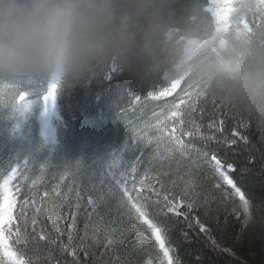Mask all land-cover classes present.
I'll use <instances>...</instances> for the list:
<instances>
[{"label": "trees", "instance_id": "1", "mask_svg": "<svg viewBox=\"0 0 264 264\" xmlns=\"http://www.w3.org/2000/svg\"><path fill=\"white\" fill-rule=\"evenodd\" d=\"M242 2L234 14L231 31L219 35L216 20L210 10V0H173L168 36L173 48L170 57L159 60L148 73L113 68L90 79L59 85L55 98L58 140L56 144H50L52 149L46 153L32 154L38 143L44 146V141L37 131L32 134L31 127L36 119L35 112L40 105L43 106V96L47 94L49 86L26 85L18 88L0 84V92L3 93L0 96V174L4 168L12 169L27 162L28 169L22 168L14 183L22 181L17 205L19 211L20 204L24 200L28 201L24 215L29 218V231L30 217L39 206L43 215L37 214L38 225L52 236L57 235L52 227V218L62 212L68 214L71 198H65L61 204L60 197L56 196L54 206L52 198L56 194L51 191V185L77 167L80 170L67 178L78 187L83 202L74 228H69L70 218L58 221L64 233L60 239L67 243V232L71 230L76 242L84 235L86 223L89 225L88 243L92 242L94 236L96 240L104 241V237L115 230V238L123 239V244H116L106 252L102 245L95 249L98 253L104 252L101 257L103 264H127L135 260V255L141 251L140 244L131 242L136 231L130 229L127 235L119 226L117 212L111 208V197L115 195L111 187L114 184L118 188L117 181L109 184L105 180L102 189L97 182L90 183L81 166L88 163L96 168L100 163L102 166L108 163L103 170L111 172L116 165L115 176L121 180L139 162L138 176L151 170L147 182L159 178L166 189L179 194L186 188L183 185L187 175L186 158L180 161L179 153L173 151L174 159L170 165L166 164L163 168L155 166V162L150 159L154 146L134 139L137 126L152 137L161 135L166 126L170 128L172 122L165 120V117L170 102L178 96L187 98L189 93L200 95L192 119L201 126L202 131L207 130L211 121L219 122L223 119L226 135L231 133L235 124L237 130L247 136L253 145L264 148L257 133V128L264 129V87L252 92L245 85V76L255 65L257 53L264 50V0ZM198 40L209 44L210 52L199 51L187 59V44ZM170 86L177 87L171 96L159 100L149 99L151 94ZM24 92L28 96L21 102L19 96ZM28 102H31L29 111L20 113L16 110L20 104ZM18 128L23 129L22 134H18ZM31 135L36 144L28 147L27 139ZM195 143L201 146L200 140ZM211 147L226 163L236 162L243 166L248 157H257L254 164L248 165L250 172L241 174L238 168L230 175L245 192L251 205H264V167L261 165L260 153L244 151L242 144L239 156L233 155L232 149H217L215 145ZM106 171L104 174H107ZM42 172L44 176L40 175ZM157 173H161L159 177ZM33 180H36L35 184ZM199 181L201 184L202 181ZM67 183L65 181L64 191ZM155 187L159 188V184ZM29 188L31 192L27 191ZM189 190L207 196L210 201L209 214L205 216L201 211L200 219L210 229V237L216 245L228 249L232 255L218 252L202 234L193 236L191 243H183L180 229L184 225H173L171 243L178 246L182 264H264V231L258 226L262 220L260 216L250 210L255 216L253 224L239 234L244 217L240 213H237L239 217L235 216L236 213L229 210L226 219L224 214H217V206L212 197L218 191L206 184ZM148 195L154 196L151 192ZM41 197L44 199L41 200ZM89 199L96 203L101 214H108L103 223L88 220L86 211ZM229 202L232 203L230 199ZM156 219L162 221L163 217ZM129 254L133 259L128 260Z\"/></svg>", "mask_w": 264, "mask_h": 264}, {"label": "snow or ice", "instance_id": "2", "mask_svg": "<svg viewBox=\"0 0 264 264\" xmlns=\"http://www.w3.org/2000/svg\"><path fill=\"white\" fill-rule=\"evenodd\" d=\"M176 88V86L163 88L157 93L151 94L149 99L159 100L171 96ZM57 89V85H49L47 94L43 96L46 111L49 107L54 106ZM2 95L3 93L0 92V96ZM27 96L28 93L24 92L19 96V100L23 102ZM199 96L197 93H189L187 98L178 96L170 102L165 120L172 122L171 127L166 126L161 135L152 137L147 131L141 130L140 126L134 129V139L154 146L150 159L155 162V166L159 165L163 168L166 164L170 165L174 159L173 151L179 153L180 161H184L186 158L185 171L191 177L186 181L189 187L182 189L179 194H173L165 188L159 178L149 183L147 181L150 179L151 170H146L139 176L136 174L139 162L120 181L122 194L116 207L125 210L129 218L141 222L150 230V235L154 238V247L158 249L163 258L157 264H182L177 251L178 246L171 243L173 225L180 224L184 225L180 229L183 243H191L193 236L202 234L218 252L232 255L228 249L216 245V242L210 237V229L200 219L201 211L205 216L209 214L210 201L206 195L200 196L197 192L189 190L200 186V173H205L204 182H211L212 188L218 191L224 200L238 198L246 216L250 214L251 209L264 219V205H251L245 192L230 175L238 168L241 174L250 172L251 169L248 165L254 164L257 157H248L243 166L236 162L226 163L211 146L215 145L217 149H232V154L239 156L242 144L244 151L260 153L262 167H264V148H257L253 145L247 136L237 130L235 124L231 133L226 135L223 119L219 122L211 121L207 130L202 131L201 126L192 119V113L196 111L195 104ZM30 109L31 102H28L20 104L16 110L25 113ZM257 133L261 143L264 144V129L257 128ZM196 140L201 141V146L195 143ZM22 168L28 169L27 162L23 166L18 165L12 168L11 171L0 177V264H103L101 257L104 256V252L98 253L95 249L102 245L106 252L116 244H123V239L115 238V230L110 235H106L104 241L96 240L94 236L92 242L88 243L89 225L87 223L84 225V235L76 242H74V234L71 230L67 232V243L60 239L64 233L61 231L58 221L70 218L69 228H74L83 202L78 187L70 183L66 176H61L51 185V191L56 194L52 198L54 206L56 196L60 197L61 204L65 198H71L68 214L62 212L52 218V227L57 235L52 236L38 225L37 214L43 215L39 206L30 217L31 231H29V218L24 215V208L28 201L24 200L20 204L19 211L17 205L22 181L14 183ZM160 174L157 173V177ZM40 175L44 176L43 172ZM65 181L68 182L66 191H64ZM32 183L35 184L36 180H33ZM156 184H159V188L155 187ZM145 190L153 193L154 196L145 195ZM27 191L31 192L32 190L29 188ZM46 195L47 193H45ZM43 199L44 197H41V200ZM106 215L108 214H101L96 203L89 199L86 211L89 221L103 223ZM157 217H163V220H157ZM245 222L247 223V221ZM132 230L137 232L138 240H148V237L136 230L134 225ZM122 235L123 232H121ZM148 264H152V262L149 261Z\"/></svg>", "mask_w": 264, "mask_h": 264}, {"label": "clouds", "instance_id": "3", "mask_svg": "<svg viewBox=\"0 0 264 264\" xmlns=\"http://www.w3.org/2000/svg\"><path fill=\"white\" fill-rule=\"evenodd\" d=\"M173 0H0V84L61 85L113 68L149 72L173 54ZM264 87V50L245 76Z\"/></svg>", "mask_w": 264, "mask_h": 264}, {"label": "rangeland", "instance_id": "4", "mask_svg": "<svg viewBox=\"0 0 264 264\" xmlns=\"http://www.w3.org/2000/svg\"><path fill=\"white\" fill-rule=\"evenodd\" d=\"M243 0H211V13L212 16H214L217 26L219 27V35L227 34L231 31V26L230 24L233 22V19L235 17V13L237 10H239L238 5L242 2ZM244 4V2H242ZM187 56L186 58H190L193 54L202 51V53H207L210 52L209 49V44L203 43V42H190L187 47ZM35 117L33 121V125L31 127L32 134H34L36 131L42 135V140L44 141V146H42L40 143L37 144V148L35 149L34 153L42 154L44 151L46 153L47 150H51L52 146L50 144H56L57 143V131L55 128V121L58 116V109H57V101L55 99V104L54 106H51L48 108V110H45V105L43 102V106H39L38 110L35 112ZM22 128H18L17 132L18 134H22ZM34 137L31 135L27 139V145L28 147H33V145L36 144V140L33 142ZM140 142H143L142 140H139ZM46 147V148H45ZM64 156V155H63ZM66 156H64L65 158ZM109 164L106 163V166ZM106 166H102V164H98L96 168H93V166H90L88 163L83 164L81 167L84 169V173L86 174L87 177H89V181L91 184H94L93 181L97 182V185L104 189L105 187V180L110 182H116L117 181V187L113 184L114 187H111L115 195L111 197L112 204L111 208L115 212H117V217L119 218L120 221V227L124 229V232L128 235L130 232V229H133V225L135 226V229L141 232L139 229H143L142 233H144L145 236L148 237V240L142 241V240H137V233L135 232V235L132 237L131 242L133 243H138L140 244V254L135 255V260L130 261L127 264H148L149 261L152 262V264H157L158 261L162 260V255L159 253L158 249L154 247L153 240L154 238L151 237L150 235V230L147 228L146 225H143L141 222H137L134 219L129 218V216L125 213V210L117 208V204L119 202V199L121 197V189H120V179L115 176V167L111 172L109 170H103ZM110 167V166H109ZM75 167L69 172H66L65 175L68 177L70 174H73L80 170V168ZM11 169L9 168H4L2 170V173L0 174V177H2L4 174H7ZM95 171L96 175H95ZM104 171H106L107 174H104ZM204 175L205 173H200L199 174V179L202 181L201 185H208L211 186V182L208 183H203L204 181ZM191 177L188 175L185 176L183 185L185 187H189V185L186 183V181L190 180ZM111 186V185H110ZM192 189V188H190ZM195 192V191H194ZM112 193V192H111ZM145 195H148L149 192L145 190ZM93 197V196H91ZM213 201L216 204V213H222L225 216V219L227 218L226 213L229 210L230 212H235L236 215H239L237 213H240L241 216L244 217L242 221V230H240L239 234L247 228V226H250L253 224V220L255 219V216L252 215L251 211L248 216L245 215V211L239 201L238 198L230 199L232 203L229 202V200H224L219 193H216L215 196L212 197ZM102 203V202H101ZM251 210V209H250ZM219 216V215H218ZM247 221V223L245 222ZM256 222V220H255ZM258 226H260L261 231H264V219L260 220L258 222ZM133 231V230H132ZM146 231V232H145ZM226 237L228 238V232L226 230ZM135 252V251H134ZM137 254V253H135ZM133 259V256L129 254L128 260Z\"/></svg>", "mask_w": 264, "mask_h": 264}]
</instances>
